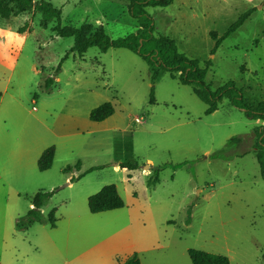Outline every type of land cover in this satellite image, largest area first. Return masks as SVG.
Returning a JSON list of instances; mask_svg holds the SVG:
<instances>
[{"label":"rangeland","instance_id":"obj_1","mask_svg":"<svg viewBox=\"0 0 264 264\" xmlns=\"http://www.w3.org/2000/svg\"><path fill=\"white\" fill-rule=\"evenodd\" d=\"M34 1L59 9L62 26H101L111 40L138 28L127 0ZM250 9L211 53L210 34L220 38ZM145 12L152 36L168 37L202 68L209 62L204 82L212 90L232 81L246 103L264 101V0H172ZM40 19L33 9L0 19V89L10 82L13 95L31 113H44L48 127L60 120L66 134L69 121L80 133L44 136L56 154L39 181L42 190L52 192L41 212L47 218L55 209V227L34 223L24 233L14 232L10 242L25 257L19 253L12 264H120L133 255L141 264H191L189 249L225 256L230 264H264V181L254 140L228 144L264 122L226 98L205 115L206 105L191 87L167 72L153 85L150 102V74L141 57L92 47L81 57L69 53L63 59L73 39L55 36L53 20L40 27ZM47 77L57 78L50 93L41 88ZM104 103H111L114 113L104 122H90L91 110ZM77 162L78 171L62 172ZM122 163L136 167L121 168ZM157 167L162 168L154 182ZM109 185L123 208L91 214L87 199Z\"/></svg>","mask_w":264,"mask_h":264},{"label":"trees","instance_id":"obj_2","mask_svg":"<svg viewBox=\"0 0 264 264\" xmlns=\"http://www.w3.org/2000/svg\"><path fill=\"white\" fill-rule=\"evenodd\" d=\"M128 13L132 18L137 20L138 28L135 33L129 34L126 37L111 40L104 32L101 26L94 28L88 23H83L79 27L70 25L62 26L60 22L61 11L55 8L47 1L34 0H0V19L7 20L11 17H16L19 14L26 13L30 10H35L40 14L41 19L39 26L46 29L48 22L53 20L55 25L51 31L60 38H72L73 45L64 56L69 53H76L78 56L83 54L89 48H97L100 52H105L108 49H126L139 57L148 64L151 83V99L153 101V85L160 78L163 72H167L170 78L176 79L181 85L190 86L192 93L206 105L205 115H210L217 110V102L222 98H226L230 105L242 110L247 117L260 119L264 122V101L256 105L246 103L242 97L240 90L235 86L234 82L228 81L216 90L211 89V85L204 82L207 67H200L198 60L189 59L183 53L177 50L174 42L166 36H152L151 18L145 12V8L165 7L172 3V0H127ZM253 9H250L242 14L234 21L220 37L216 38L214 33L210 36L214 41V46L211 53H214L222 41L228 35L238 29L244 21L250 16ZM19 33L23 29L18 30ZM62 59V60H63ZM61 60V61H62ZM61 61L57 65L54 73L60 70ZM53 79L47 77L43 80L41 88L43 92L50 93ZM114 113V107L111 103H104L91 110L89 120L92 122H102L109 118ZM264 125L254 129L251 134L231 138L228 144L239 143L242 140H254L253 153L259 166L261 179L264 181ZM54 147L50 146L43 151L37 160V168L40 172L51 168L54 159ZM80 163L77 162L74 166H66L62 172L70 173L72 170L78 171ZM121 168L132 169L136 167L132 163H122ZM162 167L154 169V182L158 181V172ZM52 196L51 191L40 190L31 198L32 208L25 215L26 224H47L51 228L55 227L54 212L52 209L47 218L43 217L41 208L47 204ZM88 211L91 214L108 212L121 209L124 203L117 193L113 185L103 187L99 192L90 196L87 199ZM19 226V225H17ZM191 264H230L227 257L217 254L207 253L201 250L189 249L187 251ZM120 264H141L136 255Z\"/></svg>","mask_w":264,"mask_h":264},{"label":"crops","instance_id":"obj_3","mask_svg":"<svg viewBox=\"0 0 264 264\" xmlns=\"http://www.w3.org/2000/svg\"><path fill=\"white\" fill-rule=\"evenodd\" d=\"M56 79L54 77L53 81ZM9 84L0 89V264H12L19 253L25 257L23 250H16L17 246L10 242V236L14 232H26L31 225L26 224V220L25 226L21 225V218L32 208L30 198L37 190H42L39 181L47 170H38V158L45 149L53 146L55 159L56 146L46 145L44 136L49 133L53 139H61L80 133L69 121L66 134H62L64 127L60 120L48 127L44 113L35 115L29 107L26 110L27 106L13 95ZM65 180L70 186L69 178Z\"/></svg>","mask_w":264,"mask_h":264},{"label":"built area","instance_id":"obj_4","mask_svg":"<svg viewBox=\"0 0 264 264\" xmlns=\"http://www.w3.org/2000/svg\"><path fill=\"white\" fill-rule=\"evenodd\" d=\"M140 120H141V119H139V118H136V119H135L136 122H140Z\"/></svg>","mask_w":264,"mask_h":264},{"label":"water","instance_id":"obj_5","mask_svg":"<svg viewBox=\"0 0 264 264\" xmlns=\"http://www.w3.org/2000/svg\"><path fill=\"white\" fill-rule=\"evenodd\" d=\"M263 134H264V133H263ZM143 168L147 169V168H148V165H146V166H143Z\"/></svg>","mask_w":264,"mask_h":264}]
</instances>
